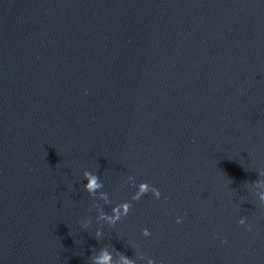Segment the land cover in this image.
Instances as JSON below:
<instances>
[{"label": "water", "instance_id": "95a60500", "mask_svg": "<svg viewBox=\"0 0 264 264\" xmlns=\"http://www.w3.org/2000/svg\"><path fill=\"white\" fill-rule=\"evenodd\" d=\"M262 192L264 0H0V264H264Z\"/></svg>", "mask_w": 264, "mask_h": 264}, {"label": "clouds", "instance_id": "9594fccd", "mask_svg": "<svg viewBox=\"0 0 264 264\" xmlns=\"http://www.w3.org/2000/svg\"><path fill=\"white\" fill-rule=\"evenodd\" d=\"M86 178V183L84 184V189L89 194L96 193L99 189H101L103 185V180L94 172H88L86 171L84 173ZM135 178L133 176H128L127 181L134 182ZM137 190L132 195L131 200H139L143 195L147 194L148 192H151L157 199L161 196V193L158 188L155 186L149 185L147 182H141L136 186ZM102 196L107 200L108 203H112L111 198L106 193H101ZM259 199L262 203H264V192L259 194ZM131 208L130 201H123L119 204H116L113 208V211L111 214H109L107 211L101 210L99 219L101 221H107L109 224H115L117 221H119L122 217L126 216L129 213V210ZM181 218L177 217V222H180ZM240 224H245L246 219L244 217H241L239 220ZM86 226V225H85ZM251 226L249 225V228ZM143 235L145 237L150 236L151 233L149 229L145 228L142 230ZM97 236H103L104 229L101 227L97 231ZM112 252L108 251L107 248H102L99 250V254L95 256V264H136V261L129 258L128 256L124 254L119 255V259L117 261H114L112 258ZM143 258V257H142ZM147 264H157L155 260L152 258L147 259Z\"/></svg>", "mask_w": 264, "mask_h": 264}]
</instances>
